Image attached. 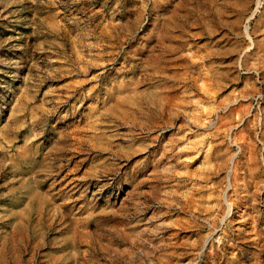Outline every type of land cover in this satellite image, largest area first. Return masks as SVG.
Listing matches in <instances>:
<instances>
[{"label": "rangeland", "instance_id": "obj_1", "mask_svg": "<svg viewBox=\"0 0 264 264\" xmlns=\"http://www.w3.org/2000/svg\"><path fill=\"white\" fill-rule=\"evenodd\" d=\"M0 264H264V0H0Z\"/></svg>", "mask_w": 264, "mask_h": 264}, {"label": "bare ground", "instance_id": "obj_2", "mask_svg": "<svg viewBox=\"0 0 264 264\" xmlns=\"http://www.w3.org/2000/svg\"><path fill=\"white\" fill-rule=\"evenodd\" d=\"M229 203V202H228ZM230 208H231V205L229 204ZM231 211V210H230Z\"/></svg>", "mask_w": 264, "mask_h": 264}]
</instances>
